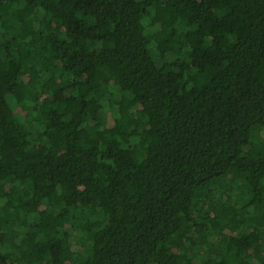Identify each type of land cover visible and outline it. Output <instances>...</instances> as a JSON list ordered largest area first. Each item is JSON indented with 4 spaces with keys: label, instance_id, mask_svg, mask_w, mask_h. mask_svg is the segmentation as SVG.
<instances>
[{
    "label": "trees",
    "instance_id": "1",
    "mask_svg": "<svg viewBox=\"0 0 264 264\" xmlns=\"http://www.w3.org/2000/svg\"><path fill=\"white\" fill-rule=\"evenodd\" d=\"M0 264H264V0H0Z\"/></svg>",
    "mask_w": 264,
    "mask_h": 264
}]
</instances>
